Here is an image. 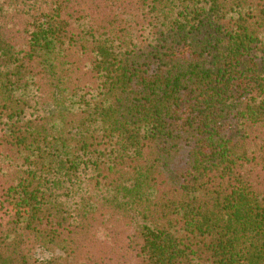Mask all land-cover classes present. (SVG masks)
I'll list each match as a JSON object with an SVG mask.
<instances>
[{
  "label": "trees",
  "instance_id": "obj_1",
  "mask_svg": "<svg viewBox=\"0 0 264 264\" xmlns=\"http://www.w3.org/2000/svg\"><path fill=\"white\" fill-rule=\"evenodd\" d=\"M0 264H264V0H0Z\"/></svg>",
  "mask_w": 264,
  "mask_h": 264
},
{
  "label": "rangeland",
  "instance_id": "obj_2",
  "mask_svg": "<svg viewBox=\"0 0 264 264\" xmlns=\"http://www.w3.org/2000/svg\"><path fill=\"white\" fill-rule=\"evenodd\" d=\"M70 191V188L54 189V192L57 195L59 202L64 204L68 210L73 211L76 208L77 203L79 202V197L73 194L70 195ZM35 256L40 262L44 263L51 257H53L54 254L47 249L41 248L36 250Z\"/></svg>",
  "mask_w": 264,
  "mask_h": 264
}]
</instances>
